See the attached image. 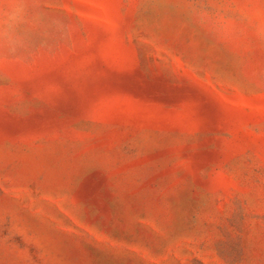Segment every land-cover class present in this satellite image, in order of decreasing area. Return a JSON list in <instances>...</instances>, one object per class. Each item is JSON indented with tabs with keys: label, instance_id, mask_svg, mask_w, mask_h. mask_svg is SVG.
<instances>
[{
	"label": "rangeland",
	"instance_id": "374dc122",
	"mask_svg": "<svg viewBox=\"0 0 264 264\" xmlns=\"http://www.w3.org/2000/svg\"><path fill=\"white\" fill-rule=\"evenodd\" d=\"M24 7L0 264H264V0Z\"/></svg>",
	"mask_w": 264,
	"mask_h": 264
},
{
	"label": "clouds",
	"instance_id": "9594fccd",
	"mask_svg": "<svg viewBox=\"0 0 264 264\" xmlns=\"http://www.w3.org/2000/svg\"><path fill=\"white\" fill-rule=\"evenodd\" d=\"M24 13V0H0V37H9Z\"/></svg>",
	"mask_w": 264,
	"mask_h": 264
}]
</instances>
